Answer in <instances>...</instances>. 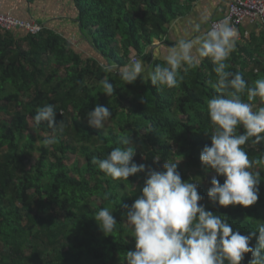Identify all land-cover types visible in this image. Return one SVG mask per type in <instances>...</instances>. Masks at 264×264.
<instances>
[{"label": "trees", "instance_id": "1", "mask_svg": "<svg viewBox=\"0 0 264 264\" xmlns=\"http://www.w3.org/2000/svg\"><path fill=\"white\" fill-rule=\"evenodd\" d=\"M30 4L39 0H27ZM190 0H74L77 22L84 39L103 60L119 66L131 63L137 53L155 67L149 47L163 38L168 25L184 15ZM228 63L252 84L264 78V34L247 44L236 43ZM98 58H84L61 34L45 28L39 35L18 37L0 30V264H127L126 252L135 249L127 211L141 194L148 170L160 171L165 161L180 159L177 171L183 181L203 179L210 184L223 177L202 167L199 154L210 146L213 126L207 101L216 95L214 65L203 58L197 68L183 75L177 88H161L138 78L126 85L119 76L103 71ZM107 77L115 87L113 97L101 92ZM144 97V103L141 98ZM247 99L246 96L242 97ZM254 109L264 106L257 97ZM45 104L54 105L59 143L45 145L43 134L53 135L45 122L32 117ZM109 107L114 127L104 133L88 125L87 112L97 105ZM62 115H61V114ZM30 119L37 136L29 132ZM244 130L237 128V134ZM131 133L136 154L133 162L146 165L145 173L128 183L106 176L92 158H106ZM252 139L241 146L254 161L264 157V144ZM42 143L37 147L36 142ZM37 161L31 165L35 153ZM76 156L72 164L69 155ZM183 157V158H182ZM31 165V166H30ZM260 172L258 201L248 208L220 207L198 187L200 204L213 214L226 216L234 230L247 235L264 223V163ZM105 194H110L105 199ZM104 207L117 225L104 235L94 220ZM253 237L250 246H255ZM245 254L241 264H249Z\"/></svg>", "mask_w": 264, "mask_h": 264}, {"label": "clouds", "instance_id": "2", "mask_svg": "<svg viewBox=\"0 0 264 264\" xmlns=\"http://www.w3.org/2000/svg\"><path fill=\"white\" fill-rule=\"evenodd\" d=\"M193 31L196 35L178 39L167 49L163 63L155 67L146 66L142 59L122 67L105 60L101 67L104 72L119 76L126 85L139 78L154 87L172 89L182 82L181 73L197 68L203 58L210 59L216 75L212 86L217 93L207 101L213 131L210 146L202 148L199 160L204 169L223 177L224 182L213 178L207 197L220 207L248 208L258 201L261 183L260 172L252 169L257 163H264V157L251 160L241 146L250 138L253 144H264V106L254 109L252 103L257 97L264 101V78L249 84L241 73L229 70L228 61L239 36L229 18L219 20L207 30L196 24ZM99 84L100 93L113 97L115 87L107 77ZM245 96L246 100L242 98ZM144 101L142 97L140 102ZM57 113L54 105L45 104L32 117L36 125L45 122L53 130V135L43 141L45 145L59 143L60 137L55 133L62 132L64 124L63 120L56 122ZM85 116L90 127L102 130L113 113L109 107L97 104ZM238 127L244 131L237 134ZM135 154L128 132L106 158L94 156L92 163L113 180L128 183L129 177L146 171V165L133 162ZM181 160L165 161L162 170L146 172L141 194L127 211V223L135 240V249L126 252L127 264H241L245 254L252 257L249 264H264V223L258 222L255 231L243 235L234 230L226 216L207 211L199 203L203 199L198 192L200 179L183 181L177 171ZM114 211L104 207L95 213L94 220L104 235L112 233L117 225ZM253 237L257 243L250 246Z\"/></svg>", "mask_w": 264, "mask_h": 264}, {"label": "crops", "instance_id": "3", "mask_svg": "<svg viewBox=\"0 0 264 264\" xmlns=\"http://www.w3.org/2000/svg\"><path fill=\"white\" fill-rule=\"evenodd\" d=\"M228 1H188V11L174 19L168 25L167 34L161 39H156L149 47L154 60L163 61L167 49L173 46L178 39L196 35L193 31L194 25L200 24L202 30H207L210 21L223 18L228 11ZM0 12L36 21L45 28L63 35L71 47L84 58H98L101 64L105 61L92 44L83 38L77 22L78 10L74 0H39L32 4L27 0H0ZM237 29L239 31L238 44H247L252 41L253 37L258 40L264 34L262 24L251 20H245ZM14 34L18 37L27 35L24 31H14ZM134 56L141 59L135 52L132 53L131 59Z\"/></svg>", "mask_w": 264, "mask_h": 264}, {"label": "built area", "instance_id": "4", "mask_svg": "<svg viewBox=\"0 0 264 264\" xmlns=\"http://www.w3.org/2000/svg\"><path fill=\"white\" fill-rule=\"evenodd\" d=\"M225 17L229 18L236 28L245 20L260 22L264 28V0H229L228 11L223 18ZM221 19L210 21L207 29ZM0 30L2 32L24 31L35 36L43 32L44 26L35 21H26L0 13Z\"/></svg>", "mask_w": 264, "mask_h": 264}, {"label": "rangeland", "instance_id": "5", "mask_svg": "<svg viewBox=\"0 0 264 264\" xmlns=\"http://www.w3.org/2000/svg\"><path fill=\"white\" fill-rule=\"evenodd\" d=\"M65 1V0H64ZM0 13H2V12H0ZM3 14H7V13H3ZM8 15H11V14H8ZM12 17H16V18H19V19H22V18H20V17H17V16H13V15H11ZM23 20H25V19H23ZM26 21H33V20H26ZM34 22V21H33ZM36 22V21H35ZM73 44H75V43H73ZM138 58V57H137ZM135 56L134 57H132V59H131V61H133L134 59H137ZM103 61V60H102ZM103 63H104V61H103ZM102 63V64H103ZM5 119H11L8 115H5V114H0V122L1 121H4ZM112 127H114V122L112 121V120H108L106 123H105V127L102 129V130H100V131H102V132H104V133H108V131H109V129H111ZM29 132L30 133H32L33 135H35V136H37V134H36V130L35 129H33V124H32V120L30 119V129H29ZM42 137H44V138H49L50 137V135L49 134H43L42 135ZM36 145H37V147H39V146H41L42 145V143L41 142H39V141H37L36 142ZM39 158V153H35V155H34V157L31 159V161H32V163H31V165H33L36 161H37V159ZM69 158L71 159V161H69L68 162V164L70 165V164H72L74 161H75V158H76V156L75 155H73V154H70L69 155ZM30 165V166H31ZM198 187H200V188H207V189H209V187H210V184L207 182V181H205V180H203V179H200V183L198 184Z\"/></svg>", "mask_w": 264, "mask_h": 264}]
</instances>
